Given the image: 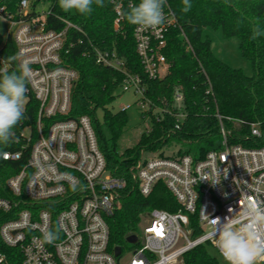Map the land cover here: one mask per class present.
<instances>
[{"label": "built area", "instance_id": "built-area-1", "mask_svg": "<svg viewBox=\"0 0 264 264\" xmlns=\"http://www.w3.org/2000/svg\"><path fill=\"white\" fill-rule=\"evenodd\" d=\"M130 0H112L115 32L123 29L120 12ZM138 3L139 0H131ZM42 3V2H40ZM39 3V4H40ZM32 0H21L16 14L0 8V18L10 28L17 48L18 62L27 61L32 69L26 96L32 94L38 103L37 138L26 128L21 137L32 142L30 156L19 174L7 181L13 199L0 198V213L13 218L0 227L4 246L20 252L10 263L0 253V264H177L193 249L211 244L215 247L218 231L214 220L223 223L231 218L233 226L243 229L250 199L264 201V148L231 146L222 118L220 147L211 150L202 160L166 156L165 147L157 152H141L140 160L130 171L135 188L149 197L162 183L180 206L177 213L154 209L141 216L139 234L132 255L125 259L108 252L110 229L107 219L120 208L121 194L127 189L125 179L107 171L91 120L87 116L66 119L71 109L72 89L78 73L64 65V57L75 45H83L84 57L97 65L123 76L120 89L133 92L138 98L141 119L161 122L164 115L176 118V130L185 121L184 95L178 89L172 110L162 108L147 99L145 79L129 70L116 51L103 50L88 40L83 29L70 18L53 15L62 29L50 28L48 12L38 13ZM165 22L155 28L135 26L136 54L148 81L164 79L171 68L165 52L172 31L179 30L189 52L191 44L179 25L168 0L164 7ZM2 69L8 66L0 57ZM207 80V95L212 94ZM27 97L24 105L27 104ZM131 106L122 107L127 112ZM253 136H260L256 125ZM21 154H5V160H19ZM75 186V190L73 188ZM197 217L202 231L193 238L190 217ZM60 228L59 239L52 244L39 239L47 229ZM264 238V228L259 229ZM223 259V257L220 255ZM225 261V260H224ZM257 262L264 264V257Z\"/></svg>", "mask_w": 264, "mask_h": 264}, {"label": "trees", "instance_id": "trees-1", "mask_svg": "<svg viewBox=\"0 0 264 264\" xmlns=\"http://www.w3.org/2000/svg\"><path fill=\"white\" fill-rule=\"evenodd\" d=\"M45 1L52 4V16L48 18V23L52 24L50 28L60 30L63 27L60 21L52 18L53 15L70 18L97 47L116 51L126 61L129 70L145 79L146 97L153 104L172 110L176 91L181 89L184 95L183 112L186 119L179 130L175 129L176 118L169 114L164 115L161 122L152 117V131L143 134L136 146L121 153L119 142L128 124L127 112L113 114L107 107L116 100L123 76L84 57L83 45H75L64 57V65L75 70L79 76L72 89L70 113L65 118L87 116L91 120L99 149L106 160L107 171L128 183L120 197V208L107 219L110 229L109 253L114 254L117 247L125 249L127 239L138 234L141 216L146 212L158 209L177 213L180 210L176 199L162 183L156 185L147 198L135 188L130 169L140 160L142 151L157 152L169 143L176 142L189 147L186 151L180 150V156L202 160L208 152L220 147L221 127L217 115L222 118L229 134V145L264 148V34L252 39V30L257 25L264 32V0H190L191 9L188 12L182 11L183 0H168L193 53L184 45L180 31H172L165 52L171 64L170 71L164 79L154 81L146 79L136 54L135 25L124 20L122 31H114L116 16L112 0H104L103 7L93 5L91 15H81L75 10L64 12L58 0H36L33 8ZM20 2L0 0V8L16 14ZM206 30L219 32L227 41L238 40L239 53L250 64L251 77L215 55ZM10 56L17 57L16 44L10 35L6 38L0 35V57L8 70L14 71L19 63L18 58L14 62H7ZM203 71L210 80L211 95H207L208 85ZM26 97L25 118L15 127L14 139L7 145L0 144V198L13 199L7 181L25 167L32 142L37 138L38 103L32 94ZM100 111L103 112V121L98 118ZM253 125L258 127L260 136H253ZM28 127L32 129L31 143L21 137ZM18 153L21 154L19 160L4 159L5 154ZM13 217V214L0 213V227ZM190 226L194 230L193 238L201 235L196 215L190 217ZM211 248L216 251L211 244L193 249L183 256V264H220L217 257L210 254ZM0 253L10 263H15L16 255L20 258L18 250L7 248L1 240Z\"/></svg>", "mask_w": 264, "mask_h": 264}, {"label": "clouds", "instance_id": "clouds-1", "mask_svg": "<svg viewBox=\"0 0 264 264\" xmlns=\"http://www.w3.org/2000/svg\"><path fill=\"white\" fill-rule=\"evenodd\" d=\"M167 0H139L138 3L129 2L120 15L128 23L145 29H155L165 20L164 7ZM58 5L64 12L75 10L81 15H91L93 5L104 6V0H58ZM182 11L191 9L190 0H183ZM261 32L259 26L253 28L252 39H256ZM16 56L7 58V62H14ZM32 69L27 61L19 62L16 70L0 69V144L7 145L15 137V127L25 118L24 100L28 91ZM75 190V186H73ZM248 223L243 229L233 226L231 218L221 223L219 218L214 220L218 231L213 233L218 238L215 247L226 264H256L264 257V238L259 229L264 228V201L252 198L246 212ZM60 228L47 229L39 238L42 243L52 244L59 239Z\"/></svg>", "mask_w": 264, "mask_h": 264}, {"label": "rangeland", "instance_id": "rangeland-1", "mask_svg": "<svg viewBox=\"0 0 264 264\" xmlns=\"http://www.w3.org/2000/svg\"><path fill=\"white\" fill-rule=\"evenodd\" d=\"M35 1L36 0H32V2ZM51 5L52 4L49 1L40 3L37 7L38 13L48 12L51 8ZM9 28V24L0 18V35L3 38L8 36ZM205 33L210 37L212 41V49L218 58L223 60L232 68L243 70L248 77L252 76L250 64L239 53V42L237 39H232L229 41L224 40L219 32H213L211 30H206ZM116 96L117 98L114 103L107 107L111 113H120L122 107L131 106V108L126 113L128 124L119 142L121 153H123L125 150L131 149L138 144L141 136L149 129L150 122L148 120L141 119L139 108L136 105L139 97H137L133 92H123L122 89H119ZM98 118L100 121H103L102 111L98 113ZM188 149L189 147L186 145L171 142L165 147V154L166 156H173L180 150L186 151ZM135 248L136 246L128 244L123 250L122 257L128 259L134 252ZM210 254L214 257H217L220 264H226V262L220 258L218 253L213 248L210 249ZM177 264H183L182 260H180ZM256 264L262 263L256 262Z\"/></svg>", "mask_w": 264, "mask_h": 264}, {"label": "water", "instance_id": "water-1", "mask_svg": "<svg viewBox=\"0 0 264 264\" xmlns=\"http://www.w3.org/2000/svg\"><path fill=\"white\" fill-rule=\"evenodd\" d=\"M136 242H137V237H136V236H131V237H129V238L127 239V243H128V244L133 245V244H135ZM121 252H122V249H121L120 247L115 248V250H114V256H115L116 258L119 257V256L121 255Z\"/></svg>", "mask_w": 264, "mask_h": 264}]
</instances>
